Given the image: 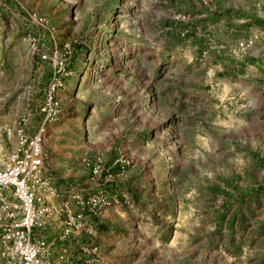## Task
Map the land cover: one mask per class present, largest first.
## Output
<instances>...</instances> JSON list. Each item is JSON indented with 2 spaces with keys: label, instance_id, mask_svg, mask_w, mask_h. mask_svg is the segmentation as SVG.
I'll return each mask as SVG.
<instances>
[{
  "label": "rangeland",
  "instance_id": "rangeland-1",
  "mask_svg": "<svg viewBox=\"0 0 264 264\" xmlns=\"http://www.w3.org/2000/svg\"><path fill=\"white\" fill-rule=\"evenodd\" d=\"M56 79L54 172L115 163L105 264H264V0H0V122Z\"/></svg>",
  "mask_w": 264,
  "mask_h": 264
},
{
  "label": "built area",
  "instance_id": "built-area-1",
  "mask_svg": "<svg viewBox=\"0 0 264 264\" xmlns=\"http://www.w3.org/2000/svg\"><path fill=\"white\" fill-rule=\"evenodd\" d=\"M62 85L56 79L49 86L36 127L27 119L0 122V264H105L97 239L104 211L118 202L108 190L115 163L83 158L97 180L84 189L54 172L44 143L63 114L56 99Z\"/></svg>",
  "mask_w": 264,
  "mask_h": 264
},
{
  "label": "crops",
  "instance_id": "crops-1",
  "mask_svg": "<svg viewBox=\"0 0 264 264\" xmlns=\"http://www.w3.org/2000/svg\"><path fill=\"white\" fill-rule=\"evenodd\" d=\"M58 160H60V159H58ZM99 244H100V246H101V248L103 250V247L105 246L106 242L105 241H99Z\"/></svg>",
  "mask_w": 264,
  "mask_h": 264
}]
</instances>
